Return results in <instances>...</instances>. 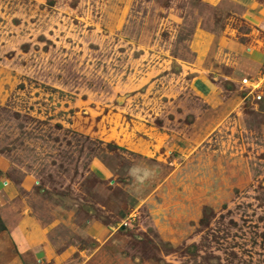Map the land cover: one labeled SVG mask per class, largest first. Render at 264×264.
I'll return each instance as SVG.
<instances>
[{"label": "rangeland", "instance_id": "1", "mask_svg": "<svg viewBox=\"0 0 264 264\" xmlns=\"http://www.w3.org/2000/svg\"><path fill=\"white\" fill-rule=\"evenodd\" d=\"M245 13L0 0V250L27 218L48 235L31 264H264V81H242L264 71L234 49L255 34ZM132 166L157 171L136 195Z\"/></svg>", "mask_w": 264, "mask_h": 264}, {"label": "crops", "instance_id": "2", "mask_svg": "<svg viewBox=\"0 0 264 264\" xmlns=\"http://www.w3.org/2000/svg\"><path fill=\"white\" fill-rule=\"evenodd\" d=\"M238 1L245 8L248 19L256 27L255 34L251 36L250 40L235 44L234 49L243 54L242 59L247 64V67L242 68L243 72L259 74L260 71H264V0ZM262 78H264V74ZM198 79L197 87L203 91L208 90L207 83L205 84V81L200 77ZM22 229L27 230L28 233L24 230L20 235L14 236L12 242L16 241L17 249H14L12 242L8 241L6 249L0 250V264H31L37 257L48 253L46 246L48 235L44 229L36 223L31 224L27 218L22 223ZM10 245L12 249L8 248Z\"/></svg>", "mask_w": 264, "mask_h": 264}, {"label": "clouds", "instance_id": "3", "mask_svg": "<svg viewBox=\"0 0 264 264\" xmlns=\"http://www.w3.org/2000/svg\"><path fill=\"white\" fill-rule=\"evenodd\" d=\"M128 175L132 178V184L134 185L130 190V194L136 195L149 181L155 179L157 171L154 167L132 166L128 169Z\"/></svg>", "mask_w": 264, "mask_h": 264}, {"label": "built area", "instance_id": "4", "mask_svg": "<svg viewBox=\"0 0 264 264\" xmlns=\"http://www.w3.org/2000/svg\"><path fill=\"white\" fill-rule=\"evenodd\" d=\"M242 81L245 84H248V83L252 84L255 87V89H253V91H255V90H258V89L261 88L262 83L264 81V78H261V80H259V78L258 79H256V78L252 79L250 77H245V78L242 79ZM258 97H261V96L258 95Z\"/></svg>", "mask_w": 264, "mask_h": 264}, {"label": "trees", "instance_id": "5", "mask_svg": "<svg viewBox=\"0 0 264 264\" xmlns=\"http://www.w3.org/2000/svg\"><path fill=\"white\" fill-rule=\"evenodd\" d=\"M6 225H5V223H4V221H3V219H2V217H1V215H0V231H3V230H6Z\"/></svg>", "mask_w": 264, "mask_h": 264}]
</instances>
